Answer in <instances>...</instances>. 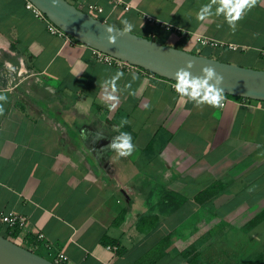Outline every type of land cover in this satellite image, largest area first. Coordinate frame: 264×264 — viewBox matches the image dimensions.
<instances>
[{
	"label": "crops",
	"instance_id": "crops-1",
	"mask_svg": "<svg viewBox=\"0 0 264 264\" xmlns=\"http://www.w3.org/2000/svg\"><path fill=\"white\" fill-rule=\"evenodd\" d=\"M210 2L76 6L117 28L126 19L134 33L160 44L264 66V0L235 32L223 15L198 21ZM90 4L103 12H90ZM0 44L67 102L59 118L0 90L8 97L0 116V215L28 219L18 235L23 246L47 259L63 252L73 264H189L215 261L216 252L227 257L239 242L245 263L264 264V102L231 96L223 108H197L170 80L99 62L93 49L52 35L25 0H0ZM117 71L124 73L118 100L106 101L102 84ZM122 119L129 123L120 128ZM121 131L136 145L126 159L108 148ZM0 230L7 232L1 223Z\"/></svg>",
	"mask_w": 264,
	"mask_h": 264
},
{
	"label": "water",
	"instance_id": "water-1",
	"mask_svg": "<svg viewBox=\"0 0 264 264\" xmlns=\"http://www.w3.org/2000/svg\"><path fill=\"white\" fill-rule=\"evenodd\" d=\"M29 1L70 38L93 50L174 82L176 71L185 67L189 61L193 62L194 66L189 71L194 76L201 75V69L211 65L224 77L221 87L225 95L264 102V70L203 57L134 33L117 35L116 43L111 45L105 27L112 25L78 9L67 0H58L55 7L51 0ZM113 34L116 35L115 32ZM0 264L54 263L0 234Z\"/></svg>",
	"mask_w": 264,
	"mask_h": 264
},
{
	"label": "clouds",
	"instance_id": "clouds-1",
	"mask_svg": "<svg viewBox=\"0 0 264 264\" xmlns=\"http://www.w3.org/2000/svg\"><path fill=\"white\" fill-rule=\"evenodd\" d=\"M52 5L55 7L58 0H51ZM259 0H211L210 3L202 5L197 13L198 21H205L213 16L223 15L229 28L235 32L237 29V22L243 16L253 9ZM219 4L215 12L212 11V6ZM123 25L122 29L117 30L112 26L105 27L107 33L108 43L114 45L116 43L117 35L130 34L134 30V24L126 19L121 20ZM116 33L114 35L113 33ZM193 62L189 61L185 67L180 68L174 74L175 83L173 85L176 94L183 99L186 103H192L197 108L209 106L212 108H223L225 103V90L221 87L224 77L217 73L215 68L211 65L204 66L201 69V75L194 76L189 69L193 67ZM132 81L139 79L137 73H132ZM124 77L122 71H117L112 77L105 80L102 87L105 92L104 99L106 101H116L118 97L114 95L120 91L117 87V82ZM131 88V83L125 85V90ZM129 95H135L134 92H129ZM8 102L7 95L0 94V116L4 115V104ZM149 105H145L147 109ZM129 121L122 119L119 125L123 128ZM97 138L99 136L97 135ZM108 148L114 151L119 158H128L132 156L136 150V145L133 143L132 135L129 132L121 131L119 135L112 139ZM264 155V153H261ZM252 189H249L251 191ZM49 260V259H48Z\"/></svg>",
	"mask_w": 264,
	"mask_h": 264
},
{
	"label": "rangeland",
	"instance_id": "rangeland-1",
	"mask_svg": "<svg viewBox=\"0 0 264 264\" xmlns=\"http://www.w3.org/2000/svg\"><path fill=\"white\" fill-rule=\"evenodd\" d=\"M134 33V32H132ZM136 34V33H134ZM140 35V34H137ZM142 36V35H140ZM143 37V36H142ZM154 41V40H153ZM160 41L159 39L157 40ZM205 55V53L203 54ZM212 55L217 60L227 61L225 56ZM252 69L264 70V66L256 65L249 66ZM0 90L14 93L18 100L28 106L39 108L38 111L50 113L56 117L63 118L64 115L60 109L67 106V102L62 100L56 93L48 88L40 78L34 74L29 68L25 60L17 56L12 51L3 50L0 44ZM1 231V230H0ZM2 234H5L1 232ZM233 235H236L235 233ZM237 239V238H236ZM232 253L219 255V252L213 253L216 255V260L212 261L207 257L201 259L189 258V264H248L241 259L240 244L236 243ZM24 247L28 248L26 245ZM190 247L188 253L193 255L194 249ZM29 249V248H28ZM261 252H264L259 250ZM193 257V256H192ZM251 264V263H249Z\"/></svg>",
	"mask_w": 264,
	"mask_h": 264
},
{
	"label": "built area",
	"instance_id": "built-area-1",
	"mask_svg": "<svg viewBox=\"0 0 264 264\" xmlns=\"http://www.w3.org/2000/svg\"><path fill=\"white\" fill-rule=\"evenodd\" d=\"M25 1H26V8L28 10L32 11L38 19H40L46 23L48 31L52 35H55V36H58L61 38H66V39L70 38L65 32H63L56 25H54L33 3H31L29 0H25ZM67 1L71 4H73L74 6H76V4L78 3L79 0H67ZM117 3L120 4V2H117ZM88 9L90 12H96L99 14L103 12V9L101 7H98V6L93 5V4L88 5ZM202 43L204 45H207L210 42L202 41ZM209 45L214 46V47H217V46L224 47L225 46L224 44H219L217 42H211ZM225 47H227L229 50H232V51H236L238 49L237 46L232 45V44L225 46ZM93 54L99 62H103V63L109 64V65H113L117 68H120L122 70H127V71H129V70H140L145 75H148L150 77H157V75H155L151 72H148V71H145L141 68L135 67V66H133L127 62H124V61L116 59L112 56L106 55V54L101 53L97 50H93ZM174 83L175 82L171 81L172 87H173ZM226 97H231V96L225 95V98ZM244 100L246 102L252 101V100H248V99H244ZM0 223L7 228V232L10 235L9 240H11L12 242L24 247L23 246L24 242L22 240H19L18 236L16 237L14 235L18 231L20 232L21 230H24V228L26 227V225L28 223V219L24 216L17 215L14 213L1 214L0 215ZM37 239L42 241L44 239V236L42 234H40V235H38ZM26 244H27V242H26ZM110 248L117 250V247H115V246L110 247ZM29 250H31V249H29ZM32 252H34V251H32ZM49 260L51 262H53L54 264H73L72 262H70L68 257L63 252H58V253L54 254L52 256V258Z\"/></svg>",
	"mask_w": 264,
	"mask_h": 264
},
{
	"label": "trees",
	"instance_id": "trees-1",
	"mask_svg": "<svg viewBox=\"0 0 264 264\" xmlns=\"http://www.w3.org/2000/svg\"><path fill=\"white\" fill-rule=\"evenodd\" d=\"M240 99H242V98H240ZM244 100V99H243ZM261 217H264V213L262 214V216ZM1 235H3L5 238H7V239H9V237H10V235L8 234V232H5V234H1ZM19 235V231L14 235V236H18Z\"/></svg>",
	"mask_w": 264,
	"mask_h": 264
}]
</instances>
